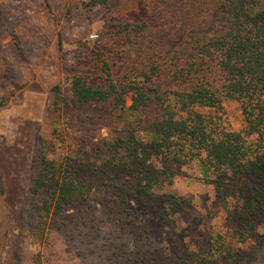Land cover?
<instances>
[{
  "label": "trees",
  "instance_id": "obj_1",
  "mask_svg": "<svg viewBox=\"0 0 264 264\" xmlns=\"http://www.w3.org/2000/svg\"><path fill=\"white\" fill-rule=\"evenodd\" d=\"M144 6L155 27L116 26L128 45L123 66L97 50L90 58L96 74L74 72L53 87L54 104L80 112L110 105L121 114L118 134L83 143L61 160L40 157L28 186V224L44 243L45 264H237L250 254L245 244L264 238V0ZM211 14L218 31L192 34L208 28ZM180 32H187L184 45L167 54L163 36ZM230 106L236 129L226 125ZM188 162L213 184L233 239L213 233L173 256L151 242L142 213L164 223L188 215L189 198L160 193L172 185L175 166Z\"/></svg>",
  "mask_w": 264,
  "mask_h": 264
},
{
  "label": "rangeland",
  "instance_id": "obj_2",
  "mask_svg": "<svg viewBox=\"0 0 264 264\" xmlns=\"http://www.w3.org/2000/svg\"><path fill=\"white\" fill-rule=\"evenodd\" d=\"M85 1L11 0L0 12V264H45L44 243L28 224V186L40 157L74 156L81 144L90 146L120 129L115 119L120 110L110 105L84 112L60 107L54 104L53 87L62 86L64 77L74 72L96 74L90 58L97 50L123 66L128 45L116 33L118 24L149 21L155 27L145 0H110L107 6L92 8ZM211 17L206 30L191 33H216L219 25L214 14ZM186 35H164L162 48L167 54L178 52ZM226 120L227 126L237 128L239 117L233 106L228 107ZM59 133L63 142L56 137ZM175 169L172 185L160 193L187 197L191 206L187 216L167 217V223L142 213L151 242L170 255L182 256L213 233L233 239L227 211L198 164L188 162ZM155 207L160 208V202ZM244 248L250 254L237 264H264V238L255 237ZM219 264L234 263L222 259Z\"/></svg>",
  "mask_w": 264,
  "mask_h": 264
},
{
  "label": "crops",
  "instance_id": "obj_3",
  "mask_svg": "<svg viewBox=\"0 0 264 264\" xmlns=\"http://www.w3.org/2000/svg\"><path fill=\"white\" fill-rule=\"evenodd\" d=\"M11 0H0V12L4 13V7L7 5V3H10ZM5 24V22H4Z\"/></svg>",
  "mask_w": 264,
  "mask_h": 264
}]
</instances>
